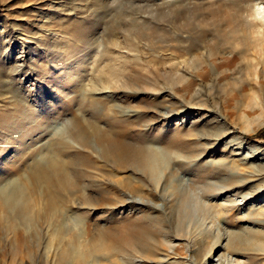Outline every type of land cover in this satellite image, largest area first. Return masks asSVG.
<instances>
[{
    "label": "rangeland",
    "instance_id": "374dc122",
    "mask_svg": "<svg viewBox=\"0 0 264 264\" xmlns=\"http://www.w3.org/2000/svg\"><path fill=\"white\" fill-rule=\"evenodd\" d=\"M254 1L0 0V54L2 48L12 52L0 56V127L12 123L15 133L21 122L31 132L29 152L44 147L52 128L60 134L67 126L60 105L81 69L76 79L84 91H75L70 111L92 121L101 103L113 104L122 112L126 140L142 138L155 166L146 180L120 173L104 164L93 142L98 168L91 170L99 173L57 216L30 212L23 224L12 213L0 214V264H209L211 250L228 264H264L258 239L264 231V119L257 124L264 117V37L243 22ZM40 35L43 41L34 40ZM88 49L94 56L81 63ZM114 67L121 92L95 83L101 82L97 72ZM70 68L72 80L65 74ZM55 104L61 114L44 116V132L20 120L23 106L40 122L41 111ZM210 119L218 123L209 127L219 126L205 130ZM179 127L230 133L199 143L191 136L198 144L182 152L164 144ZM181 196L189 201L185 208ZM124 228L142 239L132 255L123 250ZM165 240L177 245L174 252ZM179 243L189 248L187 258Z\"/></svg>",
    "mask_w": 264,
    "mask_h": 264
},
{
    "label": "bare ground",
    "instance_id": "6f19581e",
    "mask_svg": "<svg viewBox=\"0 0 264 264\" xmlns=\"http://www.w3.org/2000/svg\"><path fill=\"white\" fill-rule=\"evenodd\" d=\"M248 12L249 13L243 17L244 25H246L249 28V30H251L252 33H254L256 36L261 34L264 37V1H261V0L254 1L251 4ZM242 26H243V24H242ZM44 36H41V35L37 36L34 38V40H36L37 42L43 41ZM6 40H4V41H6ZM4 44H5V42H4ZM116 45H117V43H116ZM2 49L3 50L0 54V56L2 58H7L12 53V52L8 51V49H5V48H2ZM81 56H82V62L81 63H87V61L89 62L90 58L93 57L94 54L91 51L89 52V49H88L87 52H84ZM262 60H263L262 63H263V68H264V49H263ZM101 61H102V59H101ZM102 63H103V61H102ZM103 65H105V64H103ZM80 68H82V67H80ZM74 69L76 70V67ZM74 69L70 68L69 69L70 72L67 71L68 70L67 69L66 70L67 73H65V74H68V75H66V76H69V73H71V71L73 72ZM111 69H114V70L110 71L108 68L106 71L97 72L98 77H99L97 79H99L101 82H99L97 80L98 83L97 82H95V83L96 84L100 83V84H102L103 87L116 88L121 92L122 81L119 79V81L121 82L120 84H118L117 81L113 82V80H115V79L117 80L118 76L121 75V72L120 73L115 72L117 70L115 67L111 68ZM80 70L75 71V75L73 76V79L75 77L74 81L76 80L78 82H75L73 84V87H71L72 90H70L69 92H66L65 90H63L64 93L65 92L67 93V95H65V96H67V98H66V100H64V102L60 106H62L64 108V111L68 113V117L65 120V122L67 123V126L65 129H61L62 131L60 134H58L55 131L53 132V130H55V129L52 128L51 136L48 137V139H47L48 143L46 145H44V147L41 146V147H38L37 149L35 147L32 149V151L30 150V152H29L30 143L27 141V139H28V136L31 132L29 131L28 128H22L23 125H21V122L19 125L17 124L18 126H20V128H18L15 133L12 130V127H13L11 125L12 123L10 124V126L7 125L4 127V125H3V127L2 126L0 127V214H1V216H2V214H4V218L8 214L10 215L12 213V215H10V216H12L13 219L20 220V223L22 222L24 224V223H27L26 214H28L30 212L32 214L34 213V215L38 216V217H39L40 213H43V212L46 213L47 216H53V215L57 216L60 213V211L62 210L61 208L63 205L64 206L69 205V203L71 202V198L74 194H76L77 196L84 194L83 190L85 188V182L88 180H90V181L94 180V177H96V175L99 173V171H94L93 169L91 170V168H94V167L98 168V165H97L98 163L95 164L96 161H93V159H92V154H93L92 152H94L93 142L95 143V145L98 146L97 148H98V152H99V158L104 162V164H107L108 166L112 167L113 170L115 169L120 173L121 172H124V173L130 172L129 175L138 176V178L145 179V180L147 179L148 175H150L153 172L152 169L155 166L151 165L153 160L150 157L149 153L144 149L142 138L136 137V138H133V141L126 140L127 136H125V134L128 133V130L126 128L122 129V122H121V119H122L121 113L122 112L119 109H116V107L113 104L101 103V105H100L102 108L101 114L98 115L97 113L93 112V120L92 121H90V119L87 120L85 118H84L85 119L84 120V119L78 117L73 111L72 112L70 111L71 109L69 107V103L74 102V99L76 98L75 91H77V90H79L80 92L84 91L82 89L83 88V84H82L83 81H79L76 79V77L77 78L81 77L82 73ZM117 71H119V69ZM68 78L70 80H72V75H70ZM134 78L136 80L141 79V77H138V76H135ZM95 79H94V81H95ZM91 86L94 88V82ZM10 98L12 99L13 97H10ZM76 101H78L77 98H76ZM91 104L96 105L98 103L91 102ZM14 106H16V105H14ZM257 106H258V104L256 102L255 107H257ZM48 107H49L48 112L46 110L41 111V115L43 117L40 116V118H42L43 120L38 122V119H37L38 115H35L36 114L35 112L34 113L29 112V109L23 106V108H20L21 109V112H20L21 119L20 120L22 121V123H25V125L29 124V126L31 127L30 129L35 130V129L39 128V131L44 132L46 130V127H47L46 121L49 119V118L45 119L44 116H48V117L53 118L55 115L59 116L61 114L60 113L61 110H58L59 107L56 106V104L55 105H49ZM257 108H259V107H257ZM15 109H13V110H15ZM49 112H52V113L49 114ZM47 113L50 116L47 115ZM14 114H16V113L14 112ZM166 115L164 113L159 114V116H161V118L166 117ZM13 118H14L13 116H10L11 122H12ZM18 119H16V120H18ZM258 119L259 120H258L257 124L260 123L264 119V117L258 118ZM20 120H18V121H20ZM100 120L105 121L107 124L105 126H101L98 123V121H100ZM216 120L210 119V120L204 121L202 124L204 126L203 128L205 130H207L208 128H212L209 126H211L214 123H218V122H216ZM113 125H117V127L113 126ZM218 126L219 125L217 124L213 128H215V127L218 128ZM56 128H58V127L56 126ZM62 128H64V127H62ZM21 129H22V131H21ZM212 129L210 131V134H203L204 131L202 133L199 132L197 134L195 132H198V131H193V130H189L186 128H180L179 127L176 129L175 133H173L174 135H171L170 137H168V139L166 138L167 141H165V143H164L165 147L168 148V146H169V147H172L178 151L188 152L189 150H193V148H192L193 145L191 146V144H193V143L198 144L199 140L204 139L206 141L207 140H213L214 141V140H217V138L219 136H226L230 133V131H225V132H220V134H219L218 130L214 131ZM56 134H57V136L55 137L54 135H56ZM191 136H194L195 139L198 141V143L194 142L193 140H190V139L194 138V137L191 138ZM206 141L205 142L203 141V142L206 144ZM200 144L202 145V143H200ZM200 146H198V147H200ZM195 151H196V148H195ZM81 167L84 169H82ZM102 174H104V173H102ZM115 175H116V173H115ZM116 184H117V188H119L118 186L122 184L121 180H119L118 183L116 182ZM124 188L127 189V186H124ZM120 190H122V189H120ZM101 194H102V195H100L101 198H104L105 190H102ZM252 194L253 193H251V197H253ZM245 197L242 195L241 199H244ZM148 201H146L145 204H148V206H151L150 200H148ZM188 202H189L188 200H186L183 196H181L180 200H179V206L181 208H182V206H184V208H185ZM83 203L88 204L87 205L88 207L96 206V205H94L95 203L93 205L89 204L90 202L89 203L83 202ZM190 203H191V201H190ZM143 204H144V201H143ZM183 211H185V209H183ZM259 214H261V213H259ZM258 216H261V215H258ZM263 216H264V210L262 212L261 217H263ZM243 219L244 218H242L241 220H243ZM244 220H250V219L247 218ZM260 220H259V222L264 223V220H261V221ZM181 221H180V224H181ZM178 223H177V225H178ZM8 230H10V229H8ZM1 231H3V230H1ZM261 231L259 234L262 236L264 231H262L263 232L262 234H261ZM256 233H255V235H256ZM161 235H162V231H161ZM260 235L258 236V239L261 243H264V239H262ZM20 237H21L20 240L18 237V241H20V246L22 247L23 244L25 245V243L23 242V236H20ZM120 237L121 236H119V238ZM122 238H123V250H124V252L126 254H129V255H132L134 252L136 253L135 248L138 246V244H140L139 243V241L141 239L140 236H138L136 234L130 235L129 230L124 228V229H122ZM263 238H264V236H263ZM167 240H165L166 243L164 241H162V243L164 242L163 245H165V247L167 246L169 251H173L172 246L174 245V243L167 241ZM217 243H218V241H217ZM180 244L181 243H179V245ZM181 245H183V244H181ZM181 245H180V247H181ZM229 245H232V244H229ZM176 246L177 245L175 244L174 247H176ZM228 247L230 248V246H228ZM232 248H234V246ZM188 249H186V248L184 249V247L183 248L181 247L182 251L179 250V252L185 254L184 258H187V256H189V255H187V254H189ZM231 249H228V250H231ZM261 249H263V248H261ZM14 251H16V250H14ZM179 252L177 254H179ZM167 253L171 254L172 252H167ZM27 254L25 256H27ZM172 254H174V253H172ZM177 254H176V256H177ZM171 256H169V257H171ZM133 257H135V256H133ZM205 257H206V260L212 261V263H209V264H228V262H229L227 259V256H222L221 253H218L217 255L215 253V255H214L212 250ZM129 258H132V257L130 256ZM147 261H149V260H147ZM179 262H181V261H178V264H179Z\"/></svg>",
    "mask_w": 264,
    "mask_h": 264
}]
</instances>
